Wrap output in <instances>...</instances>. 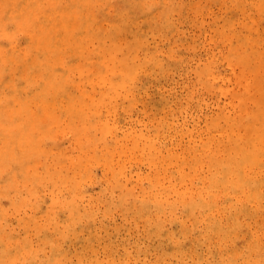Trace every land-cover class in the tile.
<instances>
[{
    "label": "bare ground",
    "instance_id": "6f19581e",
    "mask_svg": "<svg viewBox=\"0 0 264 264\" xmlns=\"http://www.w3.org/2000/svg\"><path fill=\"white\" fill-rule=\"evenodd\" d=\"M71 1L0 0V264H139L140 253L152 247L159 257L144 264H264L263 84L247 90L255 106L248 117L212 126L219 132L218 146L207 181L199 177L201 188L191 199L184 170L192 161L176 158L177 139L170 128L163 123L154 138L141 134L133 142H140L152 164L156 153H167L156 169L170 177V185L137 173L148 187L135 192L121 167L101 197L126 210L130 223L143 221L151 243L132 251L127 238L117 239L119 228L106 239L96 231L97 200L78 184L56 132L67 125L82 152L95 150L109 166L112 151L125 152L123 142L131 133L118 134L124 125L119 100L133 95L137 83L146 80L144 72L160 63L145 35L135 33L125 43L116 35L126 32L130 20L138 18L142 25L136 27H146L156 16L146 5L150 0H137L144 6L130 9L122 27L105 32L85 0H78V8ZM248 8L256 9L259 18L244 22L236 34L232 26ZM160 10L173 28L169 14ZM225 20L234 34L230 58L251 74L250 85L264 70V0L231 1ZM106 34L112 36L110 43ZM89 42L95 44L91 54ZM201 76L216 83L223 78L210 66ZM180 132L181 127L175 134ZM172 163L179 169L170 173L166 165ZM200 165L197 160L195 168ZM177 183L182 184L178 189ZM165 218L179 228L166 232ZM13 220L22 235L11 229Z\"/></svg>",
    "mask_w": 264,
    "mask_h": 264
},
{
    "label": "rangeland",
    "instance_id": "374dc122",
    "mask_svg": "<svg viewBox=\"0 0 264 264\" xmlns=\"http://www.w3.org/2000/svg\"><path fill=\"white\" fill-rule=\"evenodd\" d=\"M231 1L236 0H150L146 5L152 8L156 16L149 21L150 25L137 28L136 26L142 25V21L137 18L134 22L130 20L126 32L122 33L120 30L117 33L121 43L131 42L135 33L138 36L145 35L152 51L156 48L160 64L149 67L144 72L146 80L137 83L133 95L119 100V118L124 125L118 134H131L123 142L125 152L119 154L117 149L111 152L112 166L97 157L93 149L82 152L74 142L72 129L67 125L56 132V137L63 143V150L71 157L69 165L78 184L97 200L95 229L104 239L115 237V231L119 228L117 239L127 238L124 243L129 250L134 251L138 246L145 247L151 243L146 237L143 221L130 223V220L125 219L126 210L107 203L106 197H101L102 189L113 181L114 171L121 167L126 170L124 174L129 180L126 182L128 187L135 186V192L148 187V182L140 180L137 173L150 174L152 179L158 178L164 186L170 185V177L156 169V166L161 169L167 153H156L155 164H152L141 149L140 142L138 146L133 143L141 134L154 138V132L163 123L166 129L170 128L172 137L177 139L176 158L189 156L192 161V165L184 170L189 175L186 183L190 187L186 198L191 199L201 188L199 177H204V181H207L211 155L218 146L219 132L214 131L212 126L215 123L225 126L227 121L238 120L240 115L245 119L255 109L252 99L246 97V93L248 89L254 92L260 84L264 85V70L259 72L258 81L246 85L252 78L251 74L230 58L228 42L234 34L231 30L228 31L225 16L227 5ZM84 3L89 5L91 12L100 16L99 23L105 32L111 26L122 27L121 21L126 18L130 9L144 6V3L137 0H85ZM78 4V0H73L70 6L78 8ZM160 9L169 14L167 21L172 23L173 28L165 18L160 17ZM101 15H108L109 18H101ZM258 18L256 9L248 8L244 14H239L232 26L233 31L236 34L242 32L244 22H252ZM260 26L264 28V24ZM111 41L112 36L106 34L105 42ZM93 46L95 44L88 43L90 54ZM109 58L106 55V59ZM163 65L167 70L161 68ZM208 66L219 69L223 75L217 83L210 76L202 79V70ZM177 126L182 128L179 134H175L176 129L180 130ZM197 160H201V165L195 168ZM166 167L170 173L179 169L173 163ZM181 185L177 183L176 188ZM217 197L221 198L223 195L220 193ZM128 207L129 205L127 210ZM162 222L163 229L168 233L179 228L167 218ZM187 224L191 226V222ZM11 229L14 233L23 234L15 220L11 223ZM103 245L104 243L99 246L101 256L105 255ZM81 246L79 243L76 248L81 249ZM201 250L206 254L205 248ZM157 257L159 250L152 247L149 252L140 253L139 264L146 261L151 263ZM194 260L197 262L198 259ZM208 260L211 261L212 258ZM189 263L192 264V261ZM202 264H207L206 260H202Z\"/></svg>",
    "mask_w": 264,
    "mask_h": 264
}]
</instances>
